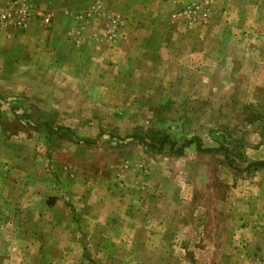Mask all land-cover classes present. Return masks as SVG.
Returning a JSON list of instances; mask_svg holds the SVG:
<instances>
[{
  "label": "rangeland",
  "instance_id": "rangeland-1",
  "mask_svg": "<svg viewBox=\"0 0 264 264\" xmlns=\"http://www.w3.org/2000/svg\"><path fill=\"white\" fill-rule=\"evenodd\" d=\"M5 10L0 264H264V0Z\"/></svg>",
  "mask_w": 264,
  "mask_h": 264
},
{
  "label": "crops",
  "instance_id": "crops-1",
  "mask_svg": "<svg viewBox=\"0 0 264 264\" xmlns=\"http://www.w3.org/2000/svg\"><path fill=\"white\" fill-rule=\"evenodd\" d=\"M17 2H18V1H17ZM17 2L14 3V4H18ZM16 7H17V6H16ZM0 12H6V10H5V11H0ZM9 15H10V14H9ZM9 20H10V18H9ZM8 26H11V25H10V24H3L2 20H0V38H2V36H3L2 33H3V31L5 30L6 33H7V35H6L7 37H6V39H7V40H10V39H11V40L13 41V40H15V35H14L13 33H11L10 31L14 29V30H17L18 32L21 33V32H23V30H24V26H17V25H16V26H14V27H16V29L13 28V27L10 29V27H8ZM12 26H13V25H12ZM6 27H7V28H6ZM3 28H5V29H3ZM17 43H18V42H17ZM18 44H19V43H18ZM8 58H9V57H8ZM2 59L5 60V61H6V60H7V61L9 60V59H6V58H4V57H3Z\"/></svg>",
  "mask_w": 264,
  "mask_h": 264
},
{
  "label": "trees",
  "instance_id": "trees-1",
  "mask_svg": "<svg viewBox=\"0 0 264 264\" xmlns=\"http://www.w3.org/2000/svg\"><path fill=\"white\" fill-rule=\"evenodd\" d=\"M195 141V139H189L188 141H186L181 147H179L177 149V151H180L182 150V148H184L185 146H187L188 144H192L193 142ZM172 147L175 148L177 143L176 142H172ZM163 146V145H162ZM221 149L223 147H220ZM249 167H253V168H256V169H259V168H264V161H253V162H250L249 164Z\"/></svg>",
  "mask_w": 264,
  "mask_h": 264
},
{
  "label": "built area",
  "instance_id": "built-area-1",
  "mask_svg": "<svg viewBox=\"0 0 264 264\" xmlns=\"http://www.w3.org/2000/svg\"><path fill=\"white\" fill-rule=\"evenodd\" d=\"M10 15L7 12H2L0 13V20L6 21L9 20ZM46 22H49V18H46ZM20 24L22 23L21 21L19 22Z\"/></svg>",
  "mask_w": 264,
  "mask_h": 264
}]
</instances>
